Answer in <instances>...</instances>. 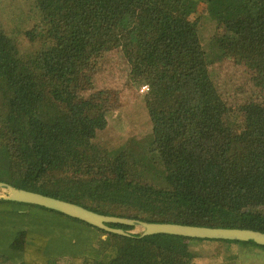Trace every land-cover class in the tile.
<instances>
[{
    "label": "trees",
    "instance_id": "1",
    "mask_svg": "<svg viewBox=\"0 0 264 264\" xmlns=\"http://www.w3.org/2000/svg\"><path fill=\"white\" fill-rule=\"evenodd\" d=\"M201 3L218 23L211 52ZM19 9L13 25L0 8V181L112 216L264 232V0H25ZM116 49L130 78L149 86L151 132L111 148L99 140L107 112L90 71ZM224 57L250 74L242 102L229 104L213 78ZM211 241L264 251L252 240L122 235L0 197V264H196L193 243Z\"/></svg>",
    "mask_w": 264,
    "mask_h": 264
},
{
    "label": "rangeland",
    "instance_id": "2",
    "mask_svg": "<svg viewBox=\"0 0 264 264\" xmlns=\"http://www.w3.org/2000/svg\"><path fill=\"white\" fill-rule=\"evenodd\" d=\"M24 1L0 0V8L4 12L2 15L9 23L17 24L15 12L17 15L22 13L19 7L24 4ZM8 2L12 4L6 6L5 12L3 4ZM204 7L205 4L201 3L198 8L199 13L203 14L198 25L201 28L205 47L211 52L214 50L211 38L217 33L218 23L209 16L206 10H203ZM195 16L197 17V15ZM12 18L15 20L13 21ZM20 39H23V43L27 41L22 35ZM27 45V43L24 44V46ZM211 69L218 88L226 93L225 97L229 104L242 102V97L244 99L249 97L252 83L249 80L250 74L243 65L237 64L233 58L224 57L216 59L211 65ZM90 72L93 85L90 91L91 93L102 92V98H100L102 103L100 104L102 109L107 112L108 125L101 132L99 140L109 145L108 147L114 148L122 146L132 139L143 140L146 138L151 132V123L144 103L146 93L141 91V87L146 84V81L142 80L141 82L130 78V68L122 50L116 49L106 54L100 64ZM237 86H241L242 89L237 91ZM260 100H264V92L261 93ZM155 180L158 184L165 185L161 174ZM6 195L7 191L0 187V197ZM142 230L140 226H134L129 232L138 234ZM192 249L197 254L196 264H264V251L252 248L249 254H244L247 249L237 244H221L215 241L198 242L193 243ZM64 262L68 263L69 261L65 260Z\"/></svg>",
    "mask_w": 264,
    "mask_h": 264
},
{
    "label": "water",
    "instance_id": "3",
    "mask_svg": "<svg viewBox=\"0 0 264 264\" xmlns=\"http://www.w3.org/2000/svg\"><path fill=\"white\" fill-rule=\"evenodd\" d=\"M0 187L7 191L3 198L18 202L40 205L49 209L59 211L68 216L83 220L102 230L115 232L122 235L132 236V233L123 228L111 227L109 223H120L126 225L140 226L143 230L141 235L149 234H174L190 238L221 239V240H252L264 245V232L257 229L241 227H216L206 225L185 224L177 222L142 221L132 218L118 217L94 211L81 204L50 196L40 192L16 188L0 181Z\"/></svg>",
    "mask_w": 264,
    "mask_h": 264
},
{
    "label": "built area",
    "instance_id": "4",
    "mask_svg": "<svg viewBox=\"0 0 264 264\" xmlns=\"http://www.w3.org/2000/svg\"><path fill=\"white\" fill-rule=\"evenodd\" d=\"M149 90V86L148 84H144L142 87H141V91L142 92H147Z\"/></svg>",
    "mask_w": 264,
    "mask_h": 264
}]
</instances>
